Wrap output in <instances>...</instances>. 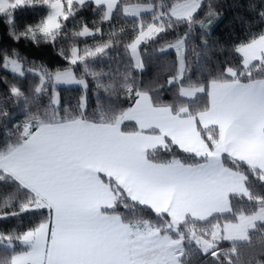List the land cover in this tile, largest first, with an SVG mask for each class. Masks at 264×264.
<instances>
[{
    "label": "snow or ice",
    "instance_id": "snow-or-ice-1",
    "mask_svg": "<svg viewBox=\"0 0 264 264\" xmlns=\"http://www.w3.org/2000/svg\"><path fill=\"white\" fill-rule=\"evenodd\" d=\"M233 7L222 39L213 0H0V264H264V0Z\"/></svg>",
    "mask_w": 264,
    "mask_h": 264
},
{
    "label": "trees",
    "instance_id": "trees-1",
    "mask_svg": "<svg viewBox=\"0 0 264 264\" xmlns=\"http://www.w3.org/2000/svg\"><path fill=\"white\" fill-rule=\"evenodd\" d=\"M241 3V4H246L248 0H213V3L218 5V10L222 13V19L216 24V26L213 29V36H220L222 39L229 37L232 34L233 29L236 30V32L240 31V24L236 20L237 14H246L243 8H237L233 7V4L235 3ZM85 17L91 21L93 19V16L91 13H84ZM73 28V24L69 23L68 24V29L71 31ZM0 31H2V26H0ZM174 34H170L168 37L165 39H172ZM92 41L89 40L88 43H91ZM65 46H67L68 41H65ZM159 43V42H158ZM195 43L199 44V38H195ZM81 47L83 46V41L80 42ZM21 50L22 53L25 55H28L29 59H38L40 57H43L44 61L49 64V66H54L55 62L59 61V57L56 56V53L51 50V49H46L42 53H37L33 48L28 47L27 45H21ZM203 57V53L201 54ZM216 57L219 59H223V55L225 54H220V53H215ZM190 59L193 61L192 65V76L193 78L196 77L197 75V65L195 63V57L190 54ZM164 60L167 61V68L171 70L174 67V60H175V52L170 51L169 54L161 59L157 58L155 60H150L148 69L144 74L145 80L152 79L156 77L157 73L160 74V78L163 79L164 76L166 75V72L164 71L165 69V63ZM203 62V59L201 60ZM108 62L105 61V66H107ZM2 70H0V76L5 75ZM9 75V79H11V75ZM66 96L74 95L76 94L75 91L69 93L67 91L64 92ZM2 132V130H0ZM15 223V222H13ZM25 223H27V218H25Z\"/></svg>",
    "mask_w": 264,
    "mask_h": 264
}]
</instances>
